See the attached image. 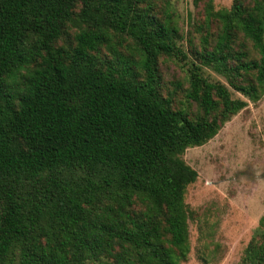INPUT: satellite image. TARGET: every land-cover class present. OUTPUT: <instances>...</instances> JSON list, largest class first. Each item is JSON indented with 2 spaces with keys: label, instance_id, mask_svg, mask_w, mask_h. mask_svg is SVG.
<instances>
[{
  "label": "trees",
  "instance_id": "16d2710c",
  "mask_svg": "<svg viewBox=\"0 0 264 264\" xmlns=\"http://www.w3.org/2000/svg\"><path fill=\"white\" fill-rule=\"evenodd\" d=\"M204 14L218 31L190 46L175 108L159 58L187 56L169 0H0V264L187 260L197 171L181 154L264 94V0ZM239 264H264V214Z\"/></svg>",
  "mask_w": 264,
  "mask_h": 264
},
{
  "label": "rangeland",
  "instance_id": "374dc122",
  "mask_svg": "<svg viewBox=\"0 0 264 264\" xmlns=\"http://www.w3.org/2000/svg\"><path fill=\"white\" fill-rule=\"evenodd\" d=\"M169 1L181 34L177 45L187 57L162 55L158 65L161 92L170 93L173 106L178 108L188 105L184 92L191 61L189 48L199 47L202 33L215 36L218 26L212 19L203 32L198 29L205 25L204 7L209 0ZM157 2L161 5L164 0ZM231 3L232 0H211L214 10L229 8ZM75 31L70 26L58 44L72 43ZM246 44L251 55L256 56L250 43ZM102 51L107 53L106 49ZM201 73L210 81L225 83L221 75L207 67ZM229 89L233 98L247 100ZM181 158L197 171L196 180L187 186L184 195L190 210L191 250L181 264H239L264 214V94L256 102L247 100V105L232 115L215 136L200 146L186 148Z\"/></svg>",
  "mask_w": 264,
  "mask_h": 264
}]
</instances>
